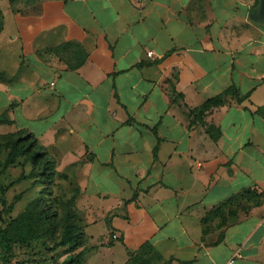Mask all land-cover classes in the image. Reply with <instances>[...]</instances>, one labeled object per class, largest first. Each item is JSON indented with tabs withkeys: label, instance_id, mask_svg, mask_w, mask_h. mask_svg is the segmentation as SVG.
Returning a JSON list of instances; mask_svg holds the SVG:
<instances>
[{
	"label": "crops",
	"instance_id": "crops-1",
	"mask_svg": "<svg viewBox=\"0 0 264 264\" xmlns=\"http://www.w3.org/2000/svg\"><path fill=\"white\" fill-rule=\"evenodd\" d=\"M261 6L0 0V135L47 153L84 264H264Z\"/></svg>",
	"mask_w": 264,
	"mask_h": 264
},
{
	"label": "rangeland",
	"instance_id": "rangeland-1",
	"mask_svg": "<svg viewBox=\"0 0 264 264\" xmlns=\"http://www.w3.org/2000/svg\"><path fill=\"white\" fill-rule=\"evenodd\" d=\"M36 1V0H35ZM23 138V149L29 152L17 158L14 165H7L14 136L0 135V226L7 227L14 219L21 216L30 207L31 211L39 213L47 209L55 217L49 218L37 228V232L29 239H18L14 247V264H67L74 256L72 246L57 247L62 237L65 225L66 203L69 198L67 186L57 184L53 176L52 185L41 183L34 186L32 180L19 181L23 174L29 173L33 165L28 161L35 149H31V140L21 133L16 138ZM42 160L34 165L40 180L51 178L43 171ZM50 168V167H49ZM14 183V185H12ZM51 193V194H50ZM21 195L20 197H18ZM45 213L42 218L45 219ZM36 218V217H35Z\"/></svg>",
	"mask_w": 264,
	"mask_h": 264
},
{
	"label": "trees",
	"instance_id": "trees-1",
	"mask_svg": "<svg viewBox=\"0 0 264 264\" xmlns=\"http://www.w3.org/2000/svg\"><path fill=\"white\" fill-rule=\"evenodd\" d=\"M10 1L13 5L15 4L16 0ZM3 77L4 73L0 71V80L3 79ZM230 93L238 95V92L235 88H232L228 92H226V95ZM224 97L225 95H221L207 101L201 108L197 109V112L199 111L205 113L221 106L223 104ZM10 124H12V121L9 119L7 112L1 114L0 125ZM18 133H21L23 136H25L26 140H31V149H35L28 158V161L32 163L33 168L28 174H23L19 181L21 182L32 180V184L34 186L40 185L42 182L52 185L53 176L55 177L57 175L56 169L52 166L47 153L39 145L37 139L31 133H28L26 131H19L16 133L7 134L8 136H14V141L11 145L7 165H14L17 162L18 157L24 156L29 152L28 149L26 150L22 148L21 142L23 141V138L20 137L15 139V135H17ZM41 160L43 161L41 162L44 168L43 171H47L49 173V176H51V178L48 180H40L39 175L35 172L34 165L38 164ZM12 185H14V183H12ZM20 196L21 195H19L18 197ZM258 202L260 203L261 200H259ZM65 207L66 223L63 227L62 237L57 247L72 246L74 256L69 261H67V264H84V252L80 249L84 246L85 234L79 225L78 214L74 209V197L68 200ZM45 213L47 214V216L45 219H43L42 216ZM53 217L55 216L50 214L47 209H45V211L36 213L35 211H31L30 207H28L21 216H19L17 219H14L11 223L8 224L7 227L3 228L2 226H0V264H14V247L18 239L29 240L37 232V228L41 224V221L45 223L47 219Z\"/></svg>",
	"mask_w": 264,
	"mask_h": 264
},
{
	"label": "water",
	"instance_id": "water-1",
	"mask_svg": "<svg viewBox=\"0 0 264 264\" xmlns=\"http://www.w3.org/2000/svg\"><path fill=\"white\" fill-rule=\"evenodd\" d=\"M259 18L264 19V0H262V6L259 11Z\"/></svg>",
	"mask_w": 264,
	"mask_h": 264
},
{
	"label": "built area",
	"instance_id": "built-area-1",
	"mask_svg": "<svg viewBox=\"0 0 264 264\" xmlns=\"http://www.w3.org/2000/svg\"><path fill=\"white\" fill-rule=\"evenodd\" d=\"M153 56H154V54H153L152 52L148 53V57H149V58H152ZM113 238H114V239H116V238H117V236H116V235H114V236H113ZM234 257H237V254H235V256H234ZM231 262H234V261L232 260Z\"/></svg>",
	"mask_w": 264,
	"mask_h": 264
}]
</instances>
